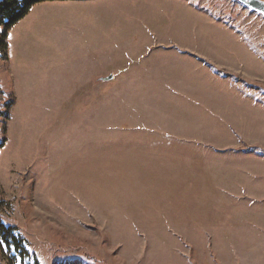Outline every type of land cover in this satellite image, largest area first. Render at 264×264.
<instances>
[{"label":"rangeland","instance_id":"rangeland-1","mask_svg":"<svg viewBox=\"0 0 264 264\" xmlns=\"http://www.w3.org/2000/svg\"><path fill=\"white\" fill-rule=\"evenodd\" d=\"M5 45L0 264H264V16L52 2Z\"/></svg>","mask_w":264,"mask_h":264},{"label":"trees","instance_id":"trees-1","mask_svg":"<svg viewBox=\"0 0 264 264\" xmlns=\"http://www.w3.org/2000/svg\"><path fill=\"white\" fill-rule=\"evenodd\" d=\"M74 1L84 2L87 0H0V32L4 30V35L0 36V46L6 49L5 39L7 32L25 19L35 6L44 3ZM0 242L6 244L9 249H13L16 255L18 254V258L24 259L26 257V241L16 228L7 227L1 221Z\"/></svg>","mask_w":264,"mask_h":264},{"label":"water","instance_id":"water-1","mask_svg":"<svg viewBox=\"0 0 264 264\" xmlns=\"http://www.w3.org/2000/svg\"><path fill=\"white\" fill-rule=\"evenodd\" d=\"M242 6L245 8L256 12L262 16H264V1L261 0H237ZM114 79L113 76H109L106 78H101V82H108Z\"/></svg>","mask_w":264,"mask_h":264},{"label":"crops","instance_id":"crops-1","mask_svg":"<svg viewBox=\"0 0 264 264\" xmlns=\"http://www.w3.org/2000/svg\"><path fill=\"white\" fill-rule=\"evenodd\" d=\"M208 64V63H207ZM209 66H211V65H209Z\"/></svg>","mask_w":264,"mask_h":264}]
</instances>
